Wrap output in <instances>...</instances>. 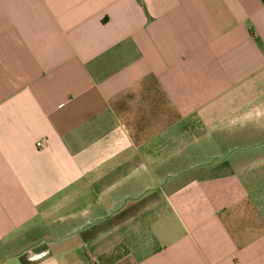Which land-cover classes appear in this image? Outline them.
I'll return each mask as SVG.
<instances>
[{"label": "crops", "instance_id": "crops-1", "mask_svg": "<svg viewBox=\"0 0 264 264\" xmlns=\"http://www.w3.org/2000/svg\"><path fill=\"white\" fill-rule=\"evenodd\" d=\"M261 134L264 0H0V264H264Z\"/></svg>", "mask_w": 264, "mask_h": 264}, {"label": "rangeland", "instance_id": "rangeland-1", "mask_svg": "<svg viewBox=\"0 0 264 264\" xmlns=\"http://www.w3.org/2000/svg\"><path fill=\"white\" fill-rule=\"evenodd\" d=\"M242 145V142L239 143L238 142V145ZM260 144H263L264 145V134H261V135H257L256 138H255V142L252 143V145H260ZM235 152H231V154H234ZM224 155V159L226 158L227 159V152L223 154Z\"/></svg>", "mask_w": 264, "mask_h": 264}, {"label": "built area", "instance_id": "built-area-1", "mask_svg": "<svg viewBox=\"0 0 264 264\" xmlns=\"http://www.w3.org/2000/svg\"><path fill=\"white\" fill-rule=\"evenodd\" d=\"M45 144H46V141L45 140H42V141H40V142L37 143V146L39 148H44L45 147Z\"/></svg>", "mask_w": 264, "mask_h": 264}]
</instances>
